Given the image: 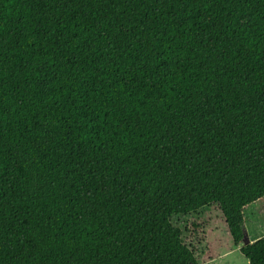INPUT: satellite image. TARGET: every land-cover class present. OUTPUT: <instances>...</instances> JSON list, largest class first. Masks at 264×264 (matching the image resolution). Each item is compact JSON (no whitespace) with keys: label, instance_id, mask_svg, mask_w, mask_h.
Masks as SVG:
<instances>
[{"label":"trees","instance_id":"16d2710c","mask_svg":"<svg viewBox=\"0 0 264 264\" xmlns=\"http://www.w3.org/2000/svg\"><path fill=\"white\" fill-rule=\"evenodd\" d=\"M263 198L264 0H0V264H197L212 205L264 264Z\"/></svg>","mask_w":264,"mask_h":264},{"label":"rangeland","instance_id":"374dc122","mask_svg":"<svg viewBox=\"0 0 264 264\" xmlns=\"http://www.w3.org/2000/svg\"><path fill=\"white\" fill-rule=\"evenodd\" d=\"M246 20L242 18V22ZM244 221L243 228L250 242L264 236V198L246 208ZM173 223L183 230L184 242L193 249L197 264H249L233 245L216 205L195 214L174 217Z\"/></svg>","mask_w":264,"mask_h":264},{"label":"water","instance_id":"95a60500","mask_svg":"<svg viewBox=\"0 0 264 264\" xmlns=\"http://www.w3.org/2000/svg\"><path fill=\"white\" fill-rule=\"evenodd\" d=\"M243 239H244V243L247 244L249 242V240L246 238V233L243 229Z\"/></svg>","mask_w":264,"mask_h":264}]
</instances>
